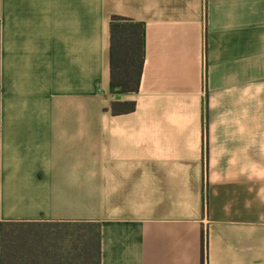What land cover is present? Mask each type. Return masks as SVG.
<instances>
[{
	"label": "crops",
	"instance_id": "1",
	"mask_svg": "<svg viewBox=\"0 0 264 264\" xmlns=\"http://www.w3.org/2000/svg\"><path fill=\"white\" fill-rule=\"evenodd\" d=\"M114 16L143 26L135 93ZM0 23V264L11 221L97 223L101 264H264V0H0Z\"/></svg>",
	"mask_w": 264,
	"mask_h": 264
},
{
	"label": "trees",
	"instance_id": "2",
	"mask_svg": "<svg viewBox=\"0 0 264 264\" xmlns=\"http://www.w3.org/2000/svg\"><path fill=\"white\" fill-rule=\"evenodd\" d=\"M111 26V84L138 92L144 71L143 26L114 16ZM1 40V23H0ZM0 49V112H1ZM136 109L135 101H115V114ZM1 264H101V230L97 223L5 222Z\"/></svg>",
	"mask_w": 264,
	"mask_h": 264
}]
</instances>
